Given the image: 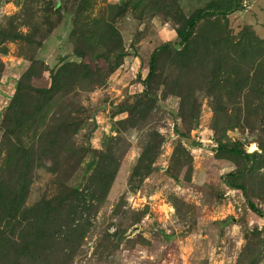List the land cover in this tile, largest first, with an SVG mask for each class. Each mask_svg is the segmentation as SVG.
<instances>
[{
  "label": "rangeland",
  "instance_id": "obj_1",
  "mask_svg": "<svg viewBox=\"0 0 264 264\" xmlns=\"http://www.w3.org/2000/svg\"><path fill=\"white\" fill-rule=\"evenodd\" d=\"M0 264H264V0H0Z\"/></svg>",
  "mask_w": 264,
  "mask_h": 264
},
{
  "label": "trees",
  "instance_id": "obj_2",
  "mask_svg": "<svg viewBox=\"0 0 264 264\" xmlns=\"http://www.w3.org/2000/svg\"><path fill=\"white\" fill-rule=\"evenodd\" d=\"M152 66H153V58L151 59V64L149 65V74L152 71ZM251 211L254 212L255 214L262 216L258 211H256L253 207H250Z\"/></svg>",
  "mask_w": 264,
  "mask_h": 264
}]
</instances>
